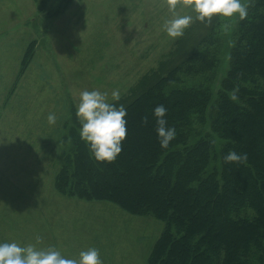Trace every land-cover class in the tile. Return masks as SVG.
Masks as SVG:
<instances>
[{"label": "trees", "instance_id": "1", "mask_svg": "<svg viewBox=\"0 0 264 264\" xmlns=\"http://www.w3.org/2000/svg\"><path fill=\"white\" fill-rule=\"evenodd\" d=\"M71 1L35 0L45 17ZM241 2L248 15L238 19L218 86L213 48L223 19H194L147 77L112 102L127 120L114 161L92 156L75 106L56 141L54 185L63 196L163 222L145 264H264V0ZM32 51L33 42L23 69ZM158 104L177 133L166 149L155 130ZM229 151L247 159L226 162Z\"/></svg>", "mask_w": 264, "mask_h": 264}, {"label": "rangeland", "instance_id": "2", "mask_svg": "<svg viewBox=\"0 0 264 264\" xmlns=\"http://www.w3.org/2000/svg\"><path fill=\"white\" fill-rule=\"evenodd\" d=\"M36 6L0 0V242L54 246L77 260L94 247L103 264H145L163 222L63 196L54 185L56 141L81 91L99 90L112 103L113 91L121 97L147 77L177 39L163 27L173 14L166 0H72L47 17ZM175 12L195 17L179 4ZM222 19L216 86L239 17Z\"/></svg>", "mask_w": 264, "mask_h": 264}, {"label": "clouds", "instance_id": "3", "mask_svg": "<svg viewBox=\"0 0 264 264\" xmlns=\"http://www.w3.org/2000/svg\"><path fill=\"white\" fill-rule=\"evenodd\" d=\"M169 11L173 14L171 19L165 20V33L175 39L181 37L184 31L193 22L210 21L213 17L231 18L238 15L243 20L247 17V5L241 0H166ZM187 7L195 13L191 15H177V5ZM114 100L119 99V93L112 92ZM230 98L237 100L236 94ZM75 115L80 123V138L88 146L90 153L98 162H112L121 153L127 134L126 109L123 105L117 106L109 102L107 94L99 90H84L79 93L76 102ZM167 109L158 104L153 109L156 118V134L161 148H168L169 143L176 136V129L167 125ZM56 116L48 115V122L54 124ZM147 122V117L144 118ZM226 162L242 161L247 154H237L229 151L224 157ZM0 264H103L99 250L90 247L81 250L79 259L68 258L56 250L54 246L47 249H38L33 244L20 245L17 242H0Z\"/></svg>", "mask_w": 264, "mask_h": 264}]
</instances>
